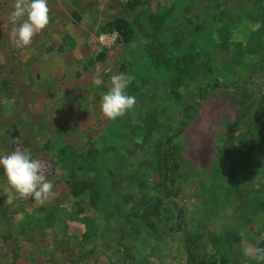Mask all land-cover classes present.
I'll return each mask as SVG.
<instances>
[{
	"label": "rangeland",
	"instance_id": "1",
	"mask_svg": "<svg viewBox=\"0 0 264 264\" xmlns=\"http://www.w3.org/2000/svg\"><path fill=\"white\" fill-rule=\"evenodd\" d=\"M81 1L83 0H48L49 15L54 31L57 34L69 33L75 39V42L72 41V46H67L60 53L63 64L58 72L61 78L50 83L53 88L58 83L56 87L59 85L64 89L63 92H59L57 89L58 93L56 92V94L61 95V98L56 97V101L52 102L51 96H45L40 88L36 91L37 87L32 86L31 88V84L19 90L17 101H19L21 109L18 115L20 116V113L24 111L25 115L23 113L22 117H25L27 123L21 127L22 132L20 135H23V138L17 141V145L30 144V148L37 152V154L35 153L36 158H40L47 163V179L53 183L57 195L65 191L66 182L68 181L67 173L70 170L82 178L93 181L94 187L98 191L97 206H89L81 215H86L92 219L93 225L99 229V234L90 239L85 235L89 229L83 223L66 220L69 229L58 228V226L51 227V230H47L44 235H41L43 239H36L34 234L33 240L24 239L21 236L22 233L16 231L21 229L20 222L24 214L31 212L36 203L34 200L29 199H17L12 203H8L10 193L7 178L4 174H0V211L9 212V215L0 216V264H75L78 253L71 250L73 236H78L84 240L81 250L89 251L85 258H88L89 263L92 264L122 263V248H126L130 252L129 258L131 253L137 258L133 260V264H190L178 233L175 236L172 235V239L166 236L163 241H160L154 234L134 235L129 233L128 229L125 233L126 225L123 227L124 232L122 234L118 233L119 231L116 229L118 222L115 220V215L128 212L136 198L144 195L149 196L151 192H156V194L158 192V187L154 186L156 184L154 182L155 178H153L154 173L146 154V150L155 147V136L158 131H155L154 135L147 139L143 145H139L143 135L140 126L144 112L147 109L154 111L158 105L174 121L178 106L176 103H172L170 109H167L168 105H165V103L163 106L159 104V97L166 93L167 88L165 84L162 86L160 77L156 74L160 71V65L156 69L145 67L151 61L148 50L144 46L146 36L139 34L130 47L125 50L122 49L117 44L114 34L99 33L98 26L93 19L96 9H92V14L88 17L85 16L83 22H74L71 17V11L74 9L73 4L77 3L79 9L82 5ZM93 1L99 3V0ZM217 1L220 4L219 9H225L227 6L231 8L228 10L230 17L226 19L229 22V27H231L228 28L231 35L227 38L228 41L238 35V29L235 27L237 24H241L242 20L248 22L249 30L256 27L258 37L264 40V0H227L228 5L224 4L226 0ZM168 2L169 0H153L148 7L150 9L152 6L151 9L159 14L170 9ZM203 3L208 4L204 9V14L194 18L197 22L203 21L202 28L193 32L189 30L193 28L192 24L189 25L184 22L180 27L181 29L184 27L185 30V33H181V41L177 37L172 36L171 38L168 35L169 32L166 33L168 36L162 37L164 47L169 53L168 57L174 60L188 48L189 44L192 42L198 44L201 40V47L209 45L211 51L220 55V58L225 55L227 58L232 59L231 63L236 65L232 72L237 77V85L243 79L246 81L251 80V82L243 87L239 86L240 90L237 91L234 88L224 87L212 91L215 95L206 98L199 111L194 114L188 128L177 139L179 146L183 148L180 151L183 163L190 164V169L187 172L194 173L195 171L197 175L202 174L204 170L208 171L211 162L221 155L219 147L223 144V141L221 143L219 140L220 135L225 134L227 121L236 120L240 117L236 105L245 98L246 102H242H245L242 110L250 115V112L256 113V104L262 97L264 107V69L256 68L250 77L245 78L247 70L253 68L251 65L255 66L260 61L259 49L261 50V48L259 47L262 40L257 37L253 38L249 46H246L247 49L243 44L239 47L232 45L231 49L215 47L212 44L214 42L212 31L216 27L215 25L213 28L216 21L211 16L212 11L209 10L214 4H211L208 0H203ZM101 5L105 6L104 4ZM106 10L109 11V8H105ZM176 10L172 13L175 22H181L184 15L186 19L187 15L192 13L190 7L185 10ZM244 12H246L245 15ZM97 21L99 22V18H97ZM6 31L9 30L6 28ZM174 31L175 29L172 28V33ZM4 33L0 30V36L5 38L4 44L1 45L2 48L6 50L16 49L17 47L10 41V36L6 37ZM198 38H200L199 41ZM35 41L36 38L33 42ZM83 45H86L87 49H84ZM28 47H31V45L22 49L18 48L23 51V53H19L21 57L25 55L24 58H26L28 56V54L26 55V53H29ZM102 47L106 49L103 61L87 65L85 63L87 56L80 59L82 53L88 54V51H95L97 48L102 49ZM14 54L17 55V52H14ZM120 56L124 57L125 66L119 72H116L115 68H118L119 61L122 60ZM7 61V63L11 62L10 59ZM215 62L213 61L211 64L214 65ZM243 64H248V67L243 66ZM54 66V61L52 64L48 63L47 71L48 69L54 70ZM85 66L87 70H85ZM5 70H8V68ZM121 73L131 76L132 80L135 81L137 87L130 95L135 96L136 103L134 108L123 117L110 121L104 118L101 112V98L110 86L111 76ZM210 76L209 74L205 77L203 82L209 81ZM97 79L101 81L100 84L95 83ZM47 80L51 82V78ZM68 90L74 93L75 98L74 101L69 99V103H64L63 99L67 98V95L62 93ZM194 93L196 94V92ZM194 93L192 98L194 97L195 101L198 98ZM251 93L255 94L253 105L252 102L249 104L250 101L246 100ZM214 98H216V101H214ZM250 105L252 106L251 111ZM165 120L166 116L164 114L160 116V122H165ZM241 127V125L237 126L238 131L231 137L233 142L230 144L237 143L243 131V129H239ZM166 129L162 128V132H167ZM168 129L172 131L170 126H168ZM48 140L68 150H73L76 147H86L89 152L81 164L73 161L67 166L61 163L55 167L51 165L49 158L42 150ZM17 148V146H12L10 151H0V156L9 154ZM227 151L230 152L231 148H227ZM258 155L256 147L248 155L251 158L248 163L252 165L248 177L253 185L255 179L253 174L255 168L253 167L256 166ZM223 158L225 157L220 156L219 160ZM260 173L261 170H259V176ZM197 177L195 176L194 181H191V183H185L188 187H183L184 197L188 198L183 219L189 229L199 225V222L204 220L210 224H217L216 222L221 221L219 212L214 213L212 216H206L205 212H200L208 197H201L199 192L196 195L198 204L194 206V209L192 206H188L196 193L193 190H199L197 185L194 188ZM259 179H257L256 184H264V174ZM254 187L256 186L254 185ZM66 201H70V199ZM106 207L109 209L108 212ZM70 211L71 209H68L65 216H68ZM168 214L172 217V224H175L177 217L175 218L170 210H168ZM122 223L125 224V222ZM234 223H239L241 256L247 257L244 255L245 249L256 247L255 229L259 222L253 219L251 227L247 223L238 221ZM47 242L54 247L53 251H50V249L47 252L44 251ZM168 244L170 250L168 253H164L163 246L167 247Z\"/></svg>",
	"mask_w": 264,
	"mask_h": 264
},
{
	"label": "trees",
	"instance_id": "2",
	"mask_svg": "<svg viewBox=\"0 0 264 264\" xmlns=\"http://www.w3.org/2000/svg\"><path fill=\"white\" fill-rule=\"evenodd\" d=\"M152 1L99 0L98 3L93 0H83L79 9L77 8L78 4L75 3L73 4L74 9L71 11L74 22L81 23L85 16L88 17L92 14V9H96L93 19L98 26L99 33L114 34L117 44L124 50L133 44L134 39L139 34H144L146 36L144 46L148 50L151 60L145 67L156 69L160 65V71L156 74L160 77L162 86L165 84L167 88L166 93L159 97V104L163 106L165 103L168 105L167 109H170L172 103H176L178 106L174 121L158 105L154 111L147 109L144 112L140 126L143 135L139 145H143L147 139L154 135L155 131H158L155 136V147L146 150L147 160L150 162V167L154 173L153 178H155L154 182L156 183L154 186L158 187V192L157 194L151 192L149 196L144 195L136 198L128 212L115 215V220L118 222L116 229L119 231L118 233L122 234L124 232L123 227L126 225L125 233L128 229L129 233L134 235L154 234L160 241H163L166 236L172 239V235L175 236L178 233L190 264H264V262H259L254 258L241 256L239 223H234L235 221L247 223L251 227L253 219L258 220L259 224L255 229V243L256 247H264V184H256L257 179L260 180L259 177L264 174L263 98L261 97L256 104V113L250 112V115L242 110L246 102L245 98L241 100L236 105L238 110L236 111L240 117L236 120L227 121L225 134L220 135L219 140L221 143L223 141V144L219 147L221 149L219 158H215L209 165L208 171L204 170L202 174L197 175L195 171L188 173L190 164L183 163L180 152L183 148L179 146L177 139L188 128L194 114L199 111L206 98L215 95L212 91L222 87L234 88L237 91L240 90L239 86L243 87L245 84H249L251 80L243 79L241 85H237V77L232 72L236 65L231 63L232 59L225 55L220 58V55L211 51L209 45L201 47L200 38H198V41L200 40L198 44L192 42L180 56L174 60L170 59L162 37L169 32L168 35L171 38L172 36L177 37L181 41V33H185V30L184 27L183 29L180 27L184 22L189 25L192 24L193 28L189 30L193 32L202 28L203 21L197 22L194 18L204 14V9L208 4L203 3V0H169L167 4L170 5V9L158 14L154 9H151L152 6L150 9L148 7ZM208 1L214 4L209 10L212 11L211 16L216 21L213 25V28L215 25L216 27L212 31L214 33L212 44L215 47L228 49H231L232 45L239 47L243 44L246 47L249 46L253 38L257 37L262 40L259 47L261 48V50L259 49L261 58L259 63H256L257 66L249 67L251 69L247 70L245 78L250 77L256 68L264 69V40L258 37L257 28L249 30L248 22L242 20V23L235 27L238 29V35L228 41L227 38L231 36L228 28L231 27H229V22L226 19L230 17L228 10L231 8L227 6L225 9H219L220 4L217 0ZM13 3L14 0H2L0 2V30L5 32L6 37L10 36L13 27L9 23V14L12 11ZM224 4L228 5L227 0L224 1ZM189 7L192 13L187 15L186 19L184 15L181 22H175L172 13L176 12V9L185 10ZM105 8H109V11L106 10V12ZM245 14L246 12H244ZM97 18H99V22ZM47 27L34 37L36 41L32 42L31 47H28L29 53H26V55L28 54L26 58H24L25 55L24 57L20 56L19 53H23V51L18 48L14 50L2 48L1 45L4 44L5 38L0 36V151H10L12 146H17L27 149L36 158L35 153L37 154V152L30 148V144L17 145V141L23 138V135H20L21 127L27 123L25 117H22L23 113L25 115L24 111L20 113V116L18 115L21 108L17 96L22 87L31 84V88L32 86L37 87L36 91L40 88L45 96H51L52 102L56 101V97L61 98V95L56 94V92L58 93L57 89L59 92L64 91L59 85L56 87L58 83L53 84L54 88L50 86V83L61 78L58 72L63 64L60 53L67 46H72L75 39L69 33L57 34L51 20ZM6 28L9 30L8 32ZM172 28L175 29L173 33ZM83 46L84 49H87L86 45ZM98 48L95 51H88V54L82 53L80 59L87 56L85 62L87 65L103 61L106 49L105 47ZM14 52H17V55ZM123 56H120L122 60L119 61L118 68H115L116 72L125 66ZM8 59L11 60L10 63H7ZM53 61L54 70L48 69L47 71V64H52ZM213 61H216L214 65L211 64ZM86 66L84 67L85 70H87ZM243 66L248 67V64H243ZM34 67L36 68L34 69ZM6 68L8 70H5ZM209 74L211 75L209 81L203 82V79ZM50 78L51 82L47 80ZM136 87L135 81L132 80L127 88V94L130 95L134 92ZM193 93L198 100L194 101ZM62 94L67 95V98L63 99L64 103L68 102L69 99L74 101V93L70 90ZM246 100L250 101L249 104L252 102L253 105L255 94L251 93ZM243 101L245 102L242 103ZM251 107L250 105V111L252 110ZM163 114L166 116V120L160 122L159 118ZM239 125L242 126L239 129H243L242 134H240L237 143L230 144L233 142L231 137L238 131L236 128ZM168 126L172 128V131H169ZM162 128H167V132H162ZM255 147L259 154L256 166L253 167L255 168L253 174L255 175L254 185L256 187L249 181L248 177L252 170L250 169L252 165L248 163L251 158L248 155ZM227 148H231V151L228 152ZM42 150L49 158L51 165L55 167L61 163L67 166L73 161L81 164L89 152L86 147L68 150L63 146L55 145L54 142L51 143L49 140L45 142ZM220 156L225 158L219 160ZM259 170H261L260 176ZM0 174H4L2 168H0ZM67 174L68 181L66 180L65 191L60 192L50 203L36 204L31 212L25 213L22 217L21 229L16 232L22 233L21 236L24 239L33 240V234L36 239H43L41 235H44L47 230H51V227L58 226V228L69 229L66 220L83 223L89 229L85 235L90 239L99 234V229L93 225L92 219L86 215H81L89 206H97L98 191L94 187L93 181L80 177L72 170ZM195 176L198 177L194 188L197 185L199 190H193L196 193L188 206H192L194 209V206L198 204L196 195L199 192L201 197H208L200 212H205L206 216H212L219 212L221 221L216 222L217 224H210L204 220L199 222V225L189 229L183 219L188 200L184 197L183 187H188L185 183L194 181ZM68 199L70 201H66ZM29 200L33 199L29 198ZM66 209H71L68 216H65ZM106 210L108 212V207ZM168 210L173 212L175 218L177 217L175 224H172V217L168 214ZM4 215H9V212L1 210L0 216L4 217ZM72 239L71 250L78 253L75 264H92L89 263L88 258H85L89 251L81 250L84 240L78 236H73ZM168 247H170L169 244L167 247L163 246L164 253H168L170 250ZM48 249L50 251L54 249L49 242L44 246V251L47 252ZM122 256V263L115 264H133V260L137 259L132 253L129 258L130 252L126 248H122Z\"/></svg>",
	"mask_w": 264,
	"mask_h": 264
},
{
	"label": "clouds",
	"instance_id": "3",
	"mask_svg": "<svg viewBox=\"0 0 264 264\" xmlns=\"http://www.w3.org/2000/svg\"><path fill=\"white\" fill-rule=\"evenodd\" d=\"M49 13L48 0H14L9 14V23L13 25L11 43L20 49L31 45L33 38L49 25ZM132 79L122 73L111 76L110 86L101 98L100 108L104 118L115 121L134 108L136 98L127 94ZM95 83L100 84L101 81L97 79ZM0 168L7 178L8 203L31 198L37 205H44L56 198L54 185L47 179V163L33 157L27 149L18 147L0 156ZM244 255L264 262V247H249Z\"/></svg>",
	"mask_w": 264,
	"mask_h": 264
},
{
	"label": "crops",
	"instance_id": "4",
	"mask_svg": "<svg viewBox=\"0 0 264 264\" xmlns=\"http://www.w3.org/2000/svg\"><path fill=\"white\" fill-rule=\"evenodd\" d=\"M256 66H257V64H256ZM251 67H254L253 65H251Z\"/></svg>",
	"mask_w": 264,
	"mask_h": 264
}]
</instances>
